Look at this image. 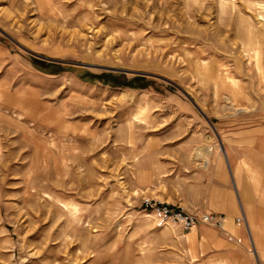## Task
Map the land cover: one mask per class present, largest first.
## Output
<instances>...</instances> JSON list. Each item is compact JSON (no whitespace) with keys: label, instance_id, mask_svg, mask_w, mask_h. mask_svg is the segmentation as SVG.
Segmentation results:
<instances>
[{"label":"rangeland","instance_id":"1","mask_svg":"<svg viewBox=\"0 0 264 264\" xmlns=\"http://www.w3.org/2000/svg\"><path fill=\"white\" fill-rule=\"evenodd\" d=\"M162 207L264 221V0H0V264H196Z\"/></svg>","mask_w":264,"mask_h":264},{"label":"crops","instance_id":"2","mask_svg":"<svg viewBox=\"0 0 264 264\" xmlns=\"http://www.w3.org/2000/svg\"><path fill=\"white\" fill-rule=\"evenodd\" d=\"M241 136L242 134L238 136L227 134L221 140L225 159L232 170L236 182L238 179L242 182L241 175L236 174V170L242 169V162L248 164L249 162L245 161L251 160L250 155L246 156L245 153L241 154V151H238L244 145ZM260 156L258 150L254 151L252 155L254 161L259 160ZM215 160H217V157L211 155V162H215ZM217 178L220 183H225V177L222 174H219ZM248 204L252 213L254 204L250 202ZM248 204L247 202L244 203L247 214ZM224 207L230 209L229 204H226ZM228 213L225 215L222 228L197 226L185 234L186 251L189 255L193 256L191 257L193 262H197L196 264H255L249 255L248 245L250 243L257 260L261 264H264V260L259 256L256 247L257 238L261 239L264 245V231L259 226L264 221H261L262 219L259 216L252 214L249 217L247 215L244 220L245 225L247 223L248 227H244L241 225L239 219H237V216L229 210ZM246 234L250 237V242L246 239Z\"/></svg>","mask_w":264,"mask_h":264},{"label":"built area","instance_id":"3","mask_svg":"<svg viewBox=\"0 0 264 264\" xmlns=\"http://www.w3.org/2000/svg\"><path fill=\"white\" fill-rule=\"evenodd\" d=\"M158 212L160 213L161 217L163 219L171 220L172 222H178L181 224V227L185 230H190L192 227H194L195 223L198 221L200 224L211 226V227H218L222 228L223 221H219L213 216H210L208 214L201 215L198 220H196L194 217H180L179 214L174 213L170 209H167V207H162L158 209Z\"/></svg>","mask_w":264,"mask_h":264},{"label":"bare ground","instance_id":"4","mask_svg":"<svg viewBox=\"0 0 264 264\" xmlns=\"http://www.w3.org/2000/svg\"><path fill=\"white\" fill-rule=\"evenodd\" d=\"M256 56V55H255ZM232 84L234 86H237V84L235 82L232 81ZM233 107V106H232ZM211 153V148L210 147H205V148H200L196 151V155L199 157V159H202V168L205 169L208 165V155H210Z\"/></svg>","mask_w":264,"mask_h":264}]
</instances>
